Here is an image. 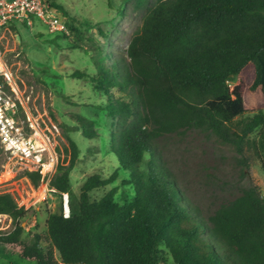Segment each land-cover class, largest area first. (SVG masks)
Returning a JSON list of instances; mask_svg holds the SVG:
<instances>
[{"label":"trees","instance_id":"1","mask_svg":"<svg viewBox=\"0 0 264 264\" xmlns=\"http://www.w3.org/2000/svg\"><path fill=\"white\" fill-rule=\"evenodd\" d=\"M43 2L65 18L68 34L54 37L82 41L75 17L56 0ZM20 27L27 28L22 21ZM91 47L92 71L74 75L87 77L105 97L100 109L114 119L110 149L128 172L122 181L132 196L115 201L113 187L91 199L90 192L112 183L117 170L91 174L68 216L49 212L46 234L27 232L22 239L28 210L0 192V213L14 221L0 242L17 244L20 256L37 264H58L57 258L62 264H264L258 188L244 189L205 216L177 188L155 145L160 136L195 127L231 143L240 155L253 147L264 162V0H155L125 56L106 64L102 50ZM70 116L85 138L99 135L92 120ZM67 140L69 163H58L49 181L60 194L69 191L79 154ZM25 173L38 183L37 171Z\"/></svg>","mask_w":264,"mask_h":264},{"label":"rangeland","instance_id":"2","mask_svg":"<svg viewBox=\"0 0 264 264\" xmlns=\"http://www.w3.org/2000/svg\"><path fill=\"white\" fill-rule=\"evenodd\" d=\"M74 16L82 41L73 36L54 37L45 25L33 19L34 28L16 25L0 30V48L10 68L18 94L29 108L37 132L47 149L42 150L40 168L47 173L35 185L16 158H10L0 146V192L9 193L19 206L28 210L21 220L22 239L27 232L46 234L45 219L49 212H68L76 206L79 189L91 174L109 176L117 170L116 179L105 187L90 192L98 199L108 189L115 188L114 200L122 202L132 196L130 185L122 180L127 170L119 165L110 149V131L114 128L111 116L100 109L105 97L95 90L87 77L74 75L76 70L92 71L90 56L96 45L103 52L106 64L115 55L125 56L126 48L142 25L155 0H56ZM117 97H123L112 89ZM79 113L94 122L99 131L95 138H85L77 129L70 114ZM258 132L250 135L257 138ZM67 136L79 149L70 171L68 192L60 194L49 185L58 163L67 165L70 145ZM156 152L189 200L205 216L211 215L223 203L239 196L244 189L256 186L264 196V162L253 147L244 148L240 155L234 145L222 141L210 130L187 128L155 139ZM54 158L50 164V158ZM48 165V166H47ZM65 207V209H64ZM4 229L11 230L8 218L2 217ZM7 228V229H6ZM46 242H42L46 246ZM58 264H62L57 258ZM0 264H37L20 256L17 244L0 242Z\"/></svg>","mask_w":264,"mask_h":264},{"label":"built area","instance_id":"3","mask_svg":"<svg viewBox=\"0 0 264 264\" xmlns=\"http://www.w3.org/2000/svg\"><path fill=\"white\" fill-rule=\"evenodd\" d=\"M34 18L40 20L50 34H68L65 18L56 9L46 6L43 0H0V30L16 21H22L31 28ZM36 141L41 145H35ZM0 146L8 157L16 158L23 167L37 170L43 176L47 173L40 168V152L47 149V141L37 132L33 116L18 94V87L1 48ZM52 161L54 158L51 157L49 163L53 164ZM2 217L8 218L9 225L12 223L10 216L0 214V229H4L5 220Z\"/></svg>","mask_w":264,"mask_h":264},{"label":"clouds","instance_id":"4","mask_svg":"<svg viewBox=\"0 0 264 264\" xmlns=\"http://www.w3.org/2000/svg\"><path fill=\"white\" fill-rule=\"evenodd\" d=\"M16 22H17V21H16ZM16 22H14V23H16ZM18 22H19V21H18ZM9 26H11V24H10ZM9 26H8V27H9ZM8 27H7V28H8ZM26 27H27V26H26ZM27 28H29V27H27ZM32 28H34V25H33V27H31V28H29V29H32ZM29 171H37V170H29ZM37 172L40 174L39 171H37ZM40 176H41V174H40ZM17 205H18V204H17ZM18 206H19V205H18ZM64 209H65V207H64ZM0 214H5V213H0ZM5 215H8V214H5ZM63 215H64V216H68V215H69V211H68V212L65 211V212L63 213ZM8 216H10V215H8ZM10 217L12 218V216H10ZM12 223L14 224L13 218H12ZM13 229H14V225H13L12 229H11L9 232H5V231H1V230H0V233H1V234H8V233H10Z\"/></svg>","mask_w":264,"mask_h":264},{"label":"bare ground","instance_id":"5","mask_svg":"<svg viewBox=\"0 0 264 264\" xmlns=\"http://www.w3.org/2000/svg\"><path fill=\"white\" fill-rule=\"evenodd\" d=\"M35 145L40 146L41 144H40L38 141H36V142H35ZM47 166H48V165H47Z\"/></svg>","mask_w":264,"mask_h":264}]
</instances>
